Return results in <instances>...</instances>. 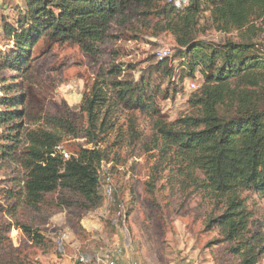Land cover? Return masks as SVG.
<instances>
[{"label": "trees", "instance_id": "obj_1", "mask_svg": "<svg viewBox=\"0 0 264 264\" xmlns=\"http://www.w3.org/2000/svg\"><path fill=\"white\" fill-rule=\"evenodd\" d=\"M25 8L16 25H2L12 47L0 52V72L9 71L18 78L2 79L5 98H0V106L5 110L0 128L8 134L1 136L0 160L26 172L23 187L8 191L7 207L0 208L15 222L8 227L20 230L31 246L46 250L52 246L28 213L49 217L54 205L83 214L101 208L105 201L100 191L102 167L117 162L115 148H131L138 139L135 116L144 113L152 120L145 150H159L170 161L175 171L172 180L182 193L194 187L217 207L223 205L206 225V231H218L214 243L226 245L236 264H260L264 221L255 218L248 202L250 195L264 199V0H26ZM206 18L217 33H236V38L219 43L202 40ZM132 20L154 22L159 33L168 32L175 39L172 56L157 61L158 70L165 65L162 84L153 86L146 73L139 82H97L80 107L84 123L75 117L45 114L43 108L24 107V89L20 96H9L22 88L8 84L9 80L32 76L33 51L38 46H77L97 62L106 41L120 39L111 34L113 27ZM108 73L120 75L122 69L113 66ZM198 75L201 85L192 90L188 113L168 121L158 97L163 94V101L170 99L174 83L196 80ZM105 84L112 90L104 89ZM111 106L131 115L126 131H118L113 143L108 137L117 123L110 116ZM68 136L86 142L76 144L66 160L58 148ZM158 169L153 168L146 184L152 195L159 182ZM54 194L57 199L48 202L47 197ZM115 202L119 212L122 202ZM0 246L14 250L1 228Z\"/></svg>", "mask_w": 264, "mask_h": 264}, {"label": "rangeland", "instance_id": "obj_2", "mask_svg": "<svg viewBox=\"0 0 264 264\" xmlns=\"http://www.w3.org/2000/svg\"><path fill=\"white\" fill-rule=\"evenodd\" d=\"M25 7L26 0L0 1V52L12 47L4 36L2 25L6 22L16 25ZM154 24L132 20L125 26L113 27L111 34L120 36V39L107 40L97 62L85 56L77 46H38L33 51L35 69L31 77L13 82L12 78L17 79L18 75L0 72V98H5L2 79H12L8 84H21L22 88L9 96H20L25 91L24 107L43 108L45 114L75 117L84 123L86 118L81 115L80 107L84 96L91 94L97 82H126L130 79L139 82L141 75L146 73L152 78L153 86L162 84L165 65L157 69V52L161 48L173 50L176 42L170 33H159ZM201 26L205 32L200 38L206 42L219 43L237 36L236 33L228 36L217 33L207 18L202 20ZM113 66L122 69V73L111 76L108 71ZM199 79L198 75L196 80L184 79L178 85L174 83V87L169 89L170 99L166 101L162 100L163 94L158 97V104L167 114L168 121L188 113V100L193 93L191 84L199 87ZM168 83L166 80L164 92ZM104 89L112 90L107 84ZM4 110L0 106V115ZM109 110L113 122L117 123L115 131L108 137V141L113 143L118 131H126L131 115L121 107L111 106ZM135 117L138 139L132 141L131 148H115L119 154L117 162L105 163L102 167L100 191L105 199L103 206L87 214L68 213L55 205L50 209L49 217L28 213V217L34 218V226L41 228L47 244L52 246L46 250L31 246L20 230L9 228L15 224L14 220L0 212V228L4 236L10 238L14 249L10 252L0 246V264H81L80 254L95 258L125 245L128 250L124 264L134 260L139 264H236L226 245L214 243L218 239V231H206L208 219L220 213L223 205L217 207L213 200L205 198L204 193L194 187L182 193L175 179L172 180L175 171L170 161L159 150H145L144 142L152 135V120L144 113H137ZM27 126H30L29 122ZM6 134L5 128H0V144H4L1 136ZM71 138L68 136L62 144L69 156L76 144L84 145L86 142L85 139ZM156 166L159 168V182L152 195L146 184ZM25 179L26 172L19 165L0 160V208L7 207L6 193L18 191ZM109 186L114 190L111 198L108 197ZM57 197L58 194L49 195L47 201L51 203ZM115 201L122 202L124 212L121 217ZM248 203L255 218L264 221V199L250 195ZM127 206L130 214L124 221L125 212L129 209ZM61 237H64L63 251L57 245ZM260 264H264V258Z\"/></svg>", "mask_w": 264, "mask_h": 264}, {"label": "built area", "instance_id": "obj_3", "mask_svg": "<svg viewBox=\"0 0 264 264\" xmlns=\"http://www.w3.org/2000/svg\"><path fill=\"white\" fill-rule=\"evenodd\" d=\"M1 1V0H0ZM172 0H169V2H171ZM173 50L169 49V48H161L158 52H157V59L159 61L165 60L167 58H170L172 56ZM191 88L195 89L197 88L196 84H191ZM58 150L60 151V153L62 154V156L64 157V159L68 160L70 159V156L68 153H66L63 149V147H59ZM113 193V188L111 186H109L108 188V197L111 198ZM123 212L124 209H122V206L118 212L119 216H123ZM63 242H64V237H61L58 242L57 245L60 249V251L64 250L63 247ZM131 243V241H130ZM131 245V244H130ZM128 250V246H124V247H117L114 249H111L109 251H107L104 255L102 256H97L95 258L90 257L87 254H80L78 259L80 261L81 264H124V255ZM95 261V262H94ZM130 264H139L137 261H132Z\"/></svg>", "mask_w": 264, "mask_h": 264}]
</instances>
